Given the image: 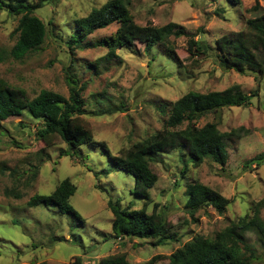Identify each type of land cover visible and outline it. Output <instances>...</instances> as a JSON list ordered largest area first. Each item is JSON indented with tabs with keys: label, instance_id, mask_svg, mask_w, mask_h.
Returning a JSON list of instances; mask_svg holds the SVG:
<instances>
[{
	"label": "rangeland",
	"instance_id": "374dc122",
	"mask_svg": "<svg viewBox=\"0 0 264 264\" xmlns=\"http://www.w3.org/2000/svg\"><path fill=\"white\" fill-rule=\"evenodd\" d=\"M107 1L44 2L34 12L45 25L44 42L19 60L10 55L18 18L0 11V79L28 100L43 90L68 98L65 77L73 73L79 85L85 84L81 94L87 112L84 118L94 141L76 150L60 141L47 147L35 136L42 122L28 112L0 122V264H73L77 257L81 264H98L104 256L121 252L129 263L141 264L155 255L169 256L195 236L213 237L232 221L250 215L251 206L259 202L263 203L260 217L264 221V164L247 166L249 160L264 154V75L255 78L223 70L214 44L219 37L242 30L246 20L255 16L248 11L254 0H240L238 6L225 0H129L136 25L175 23L194 40H203L210 50L196 57V64L187 52L186 37L171 39L176 63L165 56L162 46L146 55L139 42L130 50H117L111 59H104V47L70 50L75 21ZM258 2L264 10V0ZM117 27L98 30L85 43L94 46ZM234 85L256 97L248 106L224 108L195 123L198 128L215 124L223 133L238 131L237 138L225 141L226 165L205 160L194 168L181 148L157 154L150 163L157 181L148 190L149 197L177 240L155 247L152 240L112 239L107 200L137 210L144 199L134 195L133 177L114 166L110 156L117 157L161 131L171 103L186 93L206 94ZM65 179L76 187L69 204L77 218L53 206H27L33 195H49ZM191 183H200L227 199L224 214L205 208L190 217L184 206L185 190ZM245 236L260 257L254 264H264L261 237L255 231ZM167 263L164 259L157 264Z\"/></svg>",
	"mask_w": 264,
	"mask_h": 264
},
{
	"label": "trees",
	"instance_id": "16d2710c",
	"mask_svg": "<svg viewBox=\"0 0 264 264\" xmlns=\"http://www.w3.org/2000/svg\"><path fill=\"white\" fill-rule=\"evenodd\" d=\"M48 0H0V11L18 18L15 29L16 42L10 51L15 60L23 58L30 52L40 49L46 36L45 25L34 15ZM57 1V0H52ZM156 1V0H153ZM231 6L240 5V0H225ZM255 16L246 20L242 30L223 35L215 40L220 67L225 71H234L239 75L262 77L264 75V10L258 0L248 10ZM117 24L116 31L98 44L85 43L88 36L98 30ZM187 38V52L197 63L210 49L203 40H194L185 30L175 23L163 27L138 26L129 11V0H108L99 8L92 9L84 18L75 21L74 33L70 36V50L104 47L107 55L104 59L116 57L117 50H130L135 42L144 44L146 55L152 54L162 46L165 56L173 63L177 62L176 48L171 39ZM91 67H96L91 64ZM97 68V67H96ZM65 83L68 98L57 93L43 90L34 99L28 100L23 93L0 79V122L16 118L28 112L30 117L41 121L35 136L45 146L50 147L60 141L72 150L82 145H92L93 134L84 116V101L81 96L85 84L73 73H67ZM256 94L246 95L238 85L223 91L201 94L190 91L171 103L167 118L161 131L147 139L133 144L110 160L117 168L133 177L134 195L144 199L142 207L134 210L131 206L123 207L118 200H107V208L112 214L111 238L114 240L137 239L152 240L153 246H162L167 241L177 240L176 234L170 232L166 219L156 211L157 204L149 197L157 177L150 167L157 154H166L179 148L185 150L194 168L209 160L224 166L228 160L225 141L238 135V131L220 132L215 124L207 123L198 128L195 123L206 115L220 112L224 108L248 106ZM122 109L119 105L118 111ZM103 113H100L102 115ZM185 124L184 128H181ZM264 154L247 162V166L259 168L264 163ZM76 187L68 180H63L49 195H33L28 201L29 208L40 205L56 207L63 214L78 217L69 204ZM185 211L193 217L199 210L212 208L218 215H223L229 201L214 190L200 184L191 183L185 190ZM152 204V211L148 207ZM261 202L251 206L247 214L232 221L213 237L195 236L167 257L152 256L141 264H157L166 259L167 264H254L260 260L256 251L248 243L245 233L255 231L262 239L264 247V221L260 217ZM55 241H58L56 239ZM73 264H81V258H75ZM98 264H131L126 255L114 253L104 256ZM140 264V263H137Z\"/></svg>",
	"mask_w": 264,
	"mask_h": 264
}]
</instances>
